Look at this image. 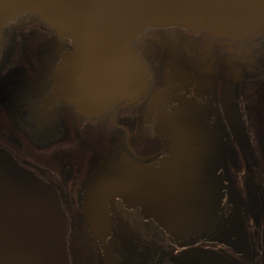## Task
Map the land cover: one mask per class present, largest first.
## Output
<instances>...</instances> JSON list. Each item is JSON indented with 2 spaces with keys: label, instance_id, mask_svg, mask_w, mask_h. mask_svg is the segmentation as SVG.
I'll return each instance as SVG.
<instances>
[{
  "label": "water",
  "instance_id": "1",
  "mask_svg": "<svg viewBox=\"0 0 264 264\" xmlns=\"http://www.w3.org/2000/svg\"><path fill=\"white\" fill-rule=\"evenodd\" d=\"M25 11L39 15L59 43L71 46L60 71L66 68L79 83L77 107L88 117L115 101L136 102L149 89V68L131 44L145 26L177 25L240 39L264 25V0H0V43L5 24ZM227 120L230 130L210 80L180 67L163 74L142 128L165 152L142 166L117 161L108 151L93 163L84 187V212L105 264H222L199 248L179 259L160 254L201 241L235 252L246 248L233 169L243 162L247 171L263 174L241 117ZM117 218L139 236L129 252L105 225ZM66 234L57 190L0 148V264H69Z\"/></svg>",
  "mask_w": 264,
  "mask_h": 264
},
{
  "label": "flooded vegetation",
  "instance_id": "2",
  "mask_svg": "<svg viewBox=\"0 0 264 264\" xmlns=\"http://www.w3.org/2000/svg\"><path fill=\"white\" fill-rule=\"evenodd\" d=\"M131 44L149 68V89L136 102L115 101L100 115L88 117L77 107L79 83L66 68L60 71L71 46L59 43L41 17L31 11L10 20L3 29L0 148L59 193L67 215L69 264H105L84 212V187L93 163L108 151L115 153L117 161L142 166L165 152L161 141L142 127L150 96L161 86L163 74L175 67L195 70L214 84L215 103L228 130L227 117H241L263 175L247 171L243 162L233 169L248 236L246 248L235 252L201 241L163 250L160 256L179 259L187 249L199 248L220 257L222 264H264V25L240 39L177 25H148ZM105 225L111 238L120 240L124 252L140 242L133 230L125 229L121 218ZM115 227L120 233L114 232Z\"/></svg>",
  "mask_w": 264,
  "mask_h": 264
}]
</instances>
